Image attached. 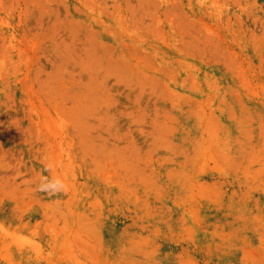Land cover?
Here are the masks:
<instances>
[{"label": "rangeland", "instance_id": "obj_1", "mask_svg": "<svg viewBox=\"0 0 264 264\" xmlns=\"http://www.w3.org/2000/svg\"><path fill=\"white\" fill-rule=\"evenodd\" d=\"M0 264H264V0H0Z\"/></svg>", "mask_w": 264, "mask_h": 264}]
</instances>
